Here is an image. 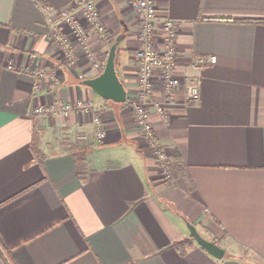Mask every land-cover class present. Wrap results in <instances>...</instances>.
Returning a JSON list of instances; mask_svg holds the SVG:
<instances>
[{
  "label": "crops",
  "instance_id": "obj_1",
  "mask_svg": "<svg viewBox=\"0 0 264 264\" xmlns=\"http://www.w3.org/2000/svg\"><path fill=\"white\" fill-rule=\"evenodd\" d=\"M69 1L0 0V264H264V0H154L177 23L175 73L200 89L191 100L180 86L170 103L155 73L147 109L168 176L126 103L137 90L135 10L94 0L105 34L89 31L88 57L57 19ZM56 32L71 38V62ZM117 37L124 102L83 83ZM207 55L216 60L192 61ZM53 98L95 101L105 137L91 113L30 112Z\"/></svg>",
  "mask_w": 264,
  "mask_h": 264
},
{
  "label": "built area",
  "instance_id": "obj_2",
  "mask_svg": "<svg viewBox=\"0 0 264 264\" xmlns=\"http://www.w3.org/2000/svg\"><path fill=\"white\" fill-rule=\"evenodd\" d=\"M129 4L135 10L139 28L137 31L138 46L136 56L138 60L137 90L136 94L126 101L134 114L138 130L148 138L149 146L154 149L162 172L169 175V156L165 148L161 147L155 134L152 121L149 119L147 104L149 96L154 91L155 73H158L163 87V93L170 103L174 102L175 90L183 86L185 96L196 100L200 96L199 82L195 78L181 79L175 73L176 28L177 23L170 17L160 13L154 0H129ZM48 14L53 12L45 8ZM57 19L63 28L69 31L84 47L85 54L92 56L90 47L86 41L90 30L104 36L105 30L101 22L100 13L94 0H70L69 4L56 12ZM156 37V39H154ZM61 54L67 62L74 58L73 44L68 35L60 32L54 33ZM215 55L195 56L192 61L196 64L212 63ZM31 72L34 76L42 74V70L35 68ZM37 88L38 85L34 84ZM158 109L164 115L162 106ZM91 113L94 136L103 139L107 134L104 121L98 114L97 103L89 98H78L73 101H62L58 98L39 102L30 108L32 114L37 115H68L70 112ZM78 136L88 143L90 134L87 131L80 132Z\"/></svg>",
  "mask_w": 264,
  "mask_h": 264
},
{
  "label": "water",
  "instance_id": "obj_3",
  "mask_svg": "<svg viewBox=\"0 0 264 264\" xmlns=\"http://www.w3.org/2000/svg\"><path fill=\"white\" fill-rule=\"evenodd\" d=\"M118 39L119 37L111 44L102 71L93 77L84 79L83 83L90 86L93 91L103 98L124 102L126 100V88L117 75L114 63ZM187 226L189 228V236L193 237L206 251L216 257L223 256L224 248L215 240L207 239L202 236L195 225L189 221L187 222Z\"/></svg>",
  "mask_w": 264,
  "mask_h": 264
},
{
  "label": "trees",
  "instance_id": "obj_4",
  "mask_svg": "<svg viewBox=\"0 0 264 264\" xmlns=\"http://www.w3.org/2000/svg\"><path fill=\"white\" fill-rule=\"evenodd\" d=\"M188 239H182V240H177L174 242V244L180 248L181 245H183L184 242H186ZM189 241H192V238H189Z\"/></svg>",
  "mask_w": 264,
  "mask_h": 264
},
{
  "label": "rangeland",
  "instance_id": "obj_5",
  "mask_svg": "<svg viewBox=\"0 0 264 264\" xmlns=\"http://www.w3.org/2000/svg\"><path fill=\"white\" fill-rule=\"evenodd\" d=\"M137 49V48H136Z\"/></svg>",
  "mask_w": 264,
  "mask_h": 264
}]
</instances>
